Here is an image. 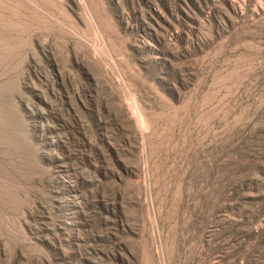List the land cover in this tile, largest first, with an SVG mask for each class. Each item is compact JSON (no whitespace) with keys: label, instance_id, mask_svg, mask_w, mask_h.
Segmentation results:
<instances>
[{"label":"rangeland","instance_id":"obj_1","mask_svg":"<svg viewBox=\"0 0 264 264\" xmlns=\"http://www.w3.org/2000/svg\"><path fill=\"white\" fill-rule=\"evenodd\" d=\"M0 264H264V0H0Z\"/></svg>","mask_w":264,"mask_h":264}]
</instances>
